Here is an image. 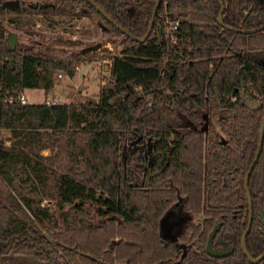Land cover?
Here are the masks:
<instances>
[{
	"label": "trees",
	"instance_id": "trees-1",
	"mask_svg": "<svg viewBox=\"0 0 264 264\" xmlns=\"http://www.w3.org/2000/svg\"><path fill=\"white\" fill-rule=\"evenodd\" d=\"M18 1L0 9V130L11 132L10 145L0 141V258L110 264L82 245L80 234L95 230L93 211L98 218L142 222L140 202L149 193L146 210L154 221L174 212L178 221L205 217V249L171 248L177 254L171 264H264V258L252 261L242 243L250 216L245 179L264 121V30L249 31L264 26V3L222 0L221 25L219 0H162L151 34L140 42L134 37L147 33L157 0H94L134 37L87 0ZM31 15L53 26L60 23L56 17L99 18L106 42L120 41L121 53L110 61L113 87H103L97 103L21 104L26 90L43 88L47 95L61 72L73 78L93 58L73 39L58 40L65 48L45 54L13 47L7 24L31 29ZM175 19L173 42L166 26ZM163 88L171 94L165 101ZM243 91L258 108L245 102ZM248 185L246 244L258 257L264 252V140ZM53 206L65 212L62 223ZM218 224L214 246L232 247L223 257L206 251Z\"/></svg>",
	"mask_w": 264,
	"mask_h": 264
},
{
	"label": "rangeland",
	"instance_id": "rangeland-1",
	"mask_svg": "<svg viewBox=\"0 0 264 264\" xmlns=\"http://www.w3.org/2000/svg\"><path fill=\"white\" fill-rule=\"evenodd\" d=\"M12 1L17 0H1ZM30 1V0H29ZM33 3L38 1L48 2L49 0H31ZM28 19L33 22V27L27 30H17L7 24L9 31V39L15 37L14 45H21L32 48L38 54H45L49 50L56 52L61 51L63 45L58 40H80L83 42L87 50H90L93 58L91 61L81 64L77 69V74L70 78L61 72L62 78L58 76L57 82L53 90L47 95L43 88H35L26 90L25 95L29 104L43 103L47 97H53L61 104L70 103H97L99 101L100 91L103 87L111 89L113 87V78L110 71L105 69L107 63H110L111 57L119 55L122 50L120 41L114 45L112 42H106L102 34L103 23L99 18H86L82 20L56 17L60 23L53 26L44 18H37L31 15ZM8 39V40H9ZM65 50H68L65 49ZM71 50V49H70ZM77 50V49H76ZM167 59L159 62L162 66ZM111 64V63H110ZM163 100L165 101L171 94L163 88L161 89ZM245 102L253 108H258L259 103L247 101L246 92L243 91ZM171 122L176 125L175 120ZM180 129H183L182 127ZM11 132L8 130H0V141L3 140L7 145L11 144ZM44 155H50V150H44ZM5 193V185L0 177V196ZM149 193L144 194V198L140 202L142 214L145 220L138 223H125L123 219L114 216L110 220L98 218L93 211L95 222V230L90 233L82 232L80 241L82 245L93 251L95 256H100L102 262L108 261L110 264H141L143 262L160 263L165 260L170 264L177 259V254H173V250H182L188 247H195L198 250H204L205 246L200 241V233L203 231L204 215L192 216L189 220L178 221V214H170L167 219L164 214L160 220L154 221L146 210ZM51 204L44 201L43 204ZM52 212L62 223L65 212L59 211L56 207H52ZM147 216V217H146ZM164 227L169 228L172 236L179 239L165 238L163 233L162 220ZM200 228L197 229V226ZM38 232L46 235L45 230L36 228ZM177 230V231H176ZM176 231V233H175ZM197 231V233H196ZM169 236V233H167ZM216 238V237H215ZM166 242L171 239L177 245L175 248ZM75 250H77L75 248ZM78 251L77 258L81 260V250ZM97 258V257H96ZM98 259V258H97ZM0 264H48L25 255L6 254L0 258Z\"/></svg>",
	"mask_w": 264,
	"mask_h": 264
},
{
	"label": "water",
	"instance_id": "water-1",
	"mask_svg": "<svg viewBox=\"0 0 264 264\" xmlns=\"http://www.w3.org/2000/svg\"><path fill=\"white\" fill-rule=\"evenodd\" d=\"M89 3H91L102 15L105 16V18L107 20H109L111 23H113L114 25L118 26L122 31L126 32L129 36L131 37H134L131 33L127 32L121 25H119L101 6H99L94 0H87ZM260 4H263L264 3V0H257ZM161 2L162 0H157L156 1V5H155V8H154V11H153V15H152V19H151V22H150V26L148 28V31L147 33L145 34V36L143 37H134L136 40L140 41V42H143L145 41L149 35L151 34V31H152V27L155 23V20H156V15H157V12H158V9L161 5ZM221 6H222V10H221V13L218 17V21L221 25H224L223 21H222V17H223V12H224V5H223V2L222 0H219ZM14 6H19V1H15V2H12V1H4L3 3H1V0H0V9H3V8H8V7H14ZM264 30V26H261V27H258L256 29H253V30H250L249 32L252 33V32H257V31H262ZM16 41L15 37H11L9 39V42L11 45H13V47H15L14 45V42ZM110 68H111V64L110 63H107L106 66H105V69L107 71H110ZM263 140H264V121H263V124H262V128H261V136H260V143H259V148H258V151L256 153V156H255V159L246 175V179H245V187H246V191L248 193V198H249V205H250V216H249V222H248V226L245 230V233H244V236H243V240H242V243H243V249H244V252L246 253V255L254 262H258L260 260H262L264 258V252L259 255L258 257H253L249 250H248V247H247V244H246V237H247V234H248V231L251 227V224H252V210H251V195H250V190H249V185H248V182H249V177L250 175L252 174L255 166H256V163L259 159V156H260V152H261V148H262V145H263ZM170 214H167L165 216V219H167V217H169ZM165 219L162 220V226H163V233H164V237L165 238H173V239H176V237L172 236L171 232H170V227H169V230L167 231L166 227H164V221ZM220 224H218L209 234V237H208V240H207V244H206V251L208 252V254H210L211 256H214V257H223L225 255H229L231 252H232V247H229L227 249H222V248H219V247H215L214 246V240H215V237H216V234L217 232L219 231L220 229ZM167 233H169V236L167 235Z\"/></svg>",
	"mask_w": 264,
	"mask_h": 264
},
{
	"label": "built area",
	"instance_id": "built-area-1",
	"mask_svg": "<svg viewBox=\"0 0 264 264\" xmlns=\"http://www.w3.org/2000/svg\"><path fill=\"white\" fill-rule=\"evenodd\" d=\"M180 25V21L179 20H170L167 22V26H166V35L167 37H170L172 39L173 42L176 41L177 39V35L175 34V31H177L178 27ZM60 78L63 77L62 74H59L58 75ZM19 101L21 102V104L23 105H27L29 104L28 103V100H27V97L24 94H22L20 97H19ZM10 102H14V100H10ZM47 105H58V104H61L60 102H58L55 98L53 97H47L44 101Z\"/></svg>",
	"mask_w": 264,
	"mask_h": 264
},
{
	"label": "flooded vegetation",
	"instance_id": "flooded-vegetation-1",
	"mask_svg": "<svg viewBox=\"0 0 264 264\" xmlns=\"http://www.w3.org/2000/svg\"><path fill=\"white\" fill-rule=\"evenodd\" d=\"M167 229V231L169 230V228H166Z\"/></svg>",
	"mask_w": 264,
	"mask_h": 264
}]
</instances>
